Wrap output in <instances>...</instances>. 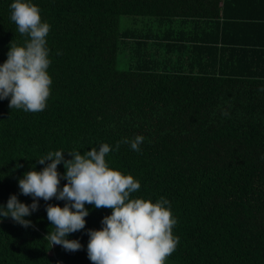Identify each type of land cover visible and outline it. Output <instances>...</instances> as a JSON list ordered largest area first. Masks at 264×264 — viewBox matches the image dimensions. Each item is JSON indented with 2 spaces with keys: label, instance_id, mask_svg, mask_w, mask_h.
<instances>
[{
  "label": "trees",
  "instance_id": "trees-1",
  "mask_svg": "<svg viewBox=\"0 0 264 264\" xmlns=\"http://www.w3.org/2000/svg\"><path fill=\"white\" fill-rule=\"evenodd\" d=\"M232 1L31 0L51 26V95L36 113L0 100V205L33 202L18 180L49 151L70 159L108 143L109 166L140 182L132 198L170 202V264H264V40L257 14L232 23ZM13 2L0 0V64L25 39ZM123 15L147 18V30L121 29ZM136 135L139 152L117 150ZM65 203L39 199L27 228L2 218L0 264H92L87 232L111 209L85 205V229L67 237L83 247L70 252L44 239L47 204Z\"/></svg>",
  "mask_w": 264,
  "mask_h": 264
},
{
  "label": "clouds",
  "instance_id": "clouds-1",
  "mask_svg": "<svg viewBox=\"0 0 264 264\" xmlns=\"http://www.w3.org/2000/svg\"><path fill=\"white\" fill-rule=\"evenodd\" d=\"M10 10L11 21L25 39L22 44L11 40L7 59L0 64V100L8 99L10 109L40 112L51 95V60L46 39L51 26L42 21L41 9L31 0H14ZM143 141L142 135H136L118 141L116 147L118 150L121 143L129 144L131 150L139 152ZM110 151L108 143L83 154L75 149L68 151L70 159H65L64 151H49L37 160L44 165L41 170L33 167L18 180L20 193L31 196L33 202L23 203L11 194L6 206L0 205V220L11 217L27 228L32 221L25 217L38 210L39 199L66 201L63 207L47 204L52 230L44 239L51 247L60 245L75 252L81 250L82 244L67 237L85 229L89 215L85 205L111 209V214L101 220L100 229L87 232V256L92 264H166L179 243V237L173 235L177 220L168 206L170 202L164 197L155 203L132 198L131 194L140 189V182L109 166L106 156ZM61 163L65 168L63 176L58 171ZM62 178L67 182L61 188Z\"/></svg>",
  "mask_w": 264,
  "mask_h": 264
},
{
  "label": "crops",
  "instance_id": "crops-1",
  "mask_svg": "<svg viewBox=\"0 0 264 264\" xmlns=\"http://www.w3.org/2000/svg\"><path fill=\"white\" fill-rule=\"evenodd\" d=\"M230 5L233 12V24H253V22H245L244 20L253 19L255 21L254 15L257 14V23L260 25V29L257 27V38L264 40V0H233Z\"/></svg>",
  "mask_w": 264,
  "mask_h": 264
},
{
  "label": "rangeland",
  "instance_id": "rangeland-1",
  "mask_svg": "<svg viewBox=\"0 0 264 264\" xmlns=\"http://www.w3.org/2000/svg\"><path fill=\"white\" fill-rule=\"evenodd\" d=\"M147 18H141V17H134V16H129V15H123L120 17V25L121 29L122 28H130L137 26L139 29H145L147 30L148 24L146 25V20ZM150 25V24H149ZM122 65H125L124 63H121ZM120 68H124L119 64ZM170 260L167 259L166 264H170Z\"/></svg>",
  "mask_w": 264,
  "mask_h": 264
}]
</instances>
